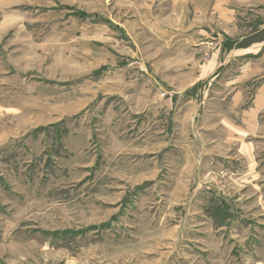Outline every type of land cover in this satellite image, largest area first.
<instances>
[{
    "label": "rangeland",
    "instance_id": "obj_1",
    "mask_svg": "<svg viewBox=\"0 0 264 264\" xmlns=\"http://www.w3.org/2000/svg\"><path fill=\"white\" fill-rule=\"evenodd\" d=\"M163 26L207 28L209 61L264 44V0H0V264H264V109L233 130L264 46L194 113L154 83L188 68Z\"/></svg>",
    "mask_w": 264,
    "mask_h": 264
},
{
    "label": "crops",
    "instance_id": "obj_2",
    "mask_svg": "<svg viewBox=\"0 0 264 264\" xmlns=\"http://www.w3.org/2000/svg\"><path fill=\"white\" fill-rule=\"evenodd\" d=\"M159 36H157V49L161 50L162 57L159 59L162 64H166V60L169 59L170 62H178L187 66L185 70L181 72H177L178 76L175 80L177 82L176 85H170L163 78L158 76L155 73L154 83L156 86H159L160 83L162 87L164 86L168 92L174 95V97H184V94L187 95V99H189V104H191L192 112L196 113L199 111V106L202 105V108L206 106L210 101H212V97L207 95V82H209V86H212L215 78L218 76V70H220L224 66V62L226 61V55L234 56L238 58L249 59L250 56L254 58H259L261 55V50L264 44H256L255 47L252 45L251 47H246L240 50L230 51L228 54L221 53V49L219 43H217V48L211 54L210 60H203V54L207 52V28L202 27H166L163 26L161 30H158ZM157 62V63H158ZM246 63V62H245ZM249 64H243L241 69H239V75L241 78H245L247 75ZM190 66V67H189ZM260 67V65H258ZM257 66V67H258ZM257 74L254 76H260L264 80V69H258L255 71ZM251 76L248 75V78ZM153 80V79H152ZM244 80V79H243ZM202 85L203 90L199 89V95H192L191 91L197 85ZM167 86V87H166ZM206 86V87H205ZM240 96L236 95V99ZM169 101V100H168ZM170 110L173 108H177V105L173 103V101H169ZM198 104V105H197ZM200 104V105H199ZM172 109V110H173ZM264 109V81L258 87L255 96L252 100V104L249 108L242 111L241 114V122L242 125H245L244 129H240L237 126H233V130L237 132V134H249L253 133L258 127H255V121L257 116ZM232 125V124H229ZM240 132V133H239ZM245 147V146H244ZM243 147V148H244ZM242 150V149H241ZM243 155L244 153L241 152ZM247 156V155H246ZM248 160L253 161V156H250Z\"/></svg>",
    "mask_w": 264,
    "mask_h": 264
}]
</instances>
